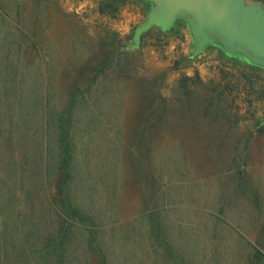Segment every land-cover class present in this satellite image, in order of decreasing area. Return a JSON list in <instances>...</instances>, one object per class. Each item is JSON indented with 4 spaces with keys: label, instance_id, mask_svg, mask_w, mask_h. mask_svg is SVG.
I'll list each match as a JSON object with an SVG mask.
<instances>
[{
    "label": "trees",
    "instance_id": "1",
    "mask_svg": "<svg viewBox=\"0 0 264 264\" xmlns=\"http://www.w3.org/2000/svg\"><path fill=\"white\" fill-rule=\"evenodd\" d=\"M31 1L33 7L22 3L25 9L18 0H0V37L3 38L0 47L3 48L6 57L15 52L18 54V61L21 58L25 59L22 65L21 63L10 65L13 72L23 68L32 57L42 58L39 54L42 47L34 38L35 29L32 24L27 23L28 26L24 27L22 25L26 15L30 16L26 17L30 20L28 22L40 16L41 10L35 6V3H40V0ZM130 3L139 5L144 13L148 8V3L144 0H97L96 9L99 15L117 14L121 8ZM152 29L156 30L158 35L164 36L173 32L180 33L186 30V26L183 22L176 21L167 31H161L155 26L148 31ZM116 35L117 33L111 35L106 29L103 33L96 35L99 39L97 50H90L87 57H83L84 63L81 70L86 69L87 72L77 76L76 86L67 93L66 106L54 112L52 117L48 107L49 92L44 82L46 76L42 73L40 77L42 88L40 124H44L48 131L51 128L54 130L59 150L52 168L37 151V143L31 144L27 136L24 139V135L32 129L31 126L24 127L19 123L22 119L21 115H16L18 119L14 117V111L8 109L7 105L4 106L1 101V87H5L4 95L8 93L4 81L7 77L2 76L3 71L9 75L12 73H6L9 71V65L6 64L7 58H0V134H7L0 139L7 140L6 148H8L7 156L1 152L0 154L10 156L8 161L5 160V166L4 161L2 165L0 161V171L4 169L12 182L5 188V183L3 184L0 178V214H7L9 218L13 212L16 214L15 210L23 205L20 200L23 194L24 202L28 206L25 214L33 215V203L37 199L36 191L40 190L42 193L45 192L44 197L41 198L44 208L40 220L46 219L51 222L45 221L44 230L38 234L34 219H25L17 214L14 219L17 224L11 228V233L8 235L1 232L0 263L133 264L134 250L129 247L132 240L139 243L140 264H215V256L227 259L228 252L215 248L209 256L206 253L194 251L190 244L195 238L191 234L183 237L180 223L177 225L174 223L176 226H170L167 223L165 215L177 205H175L176 200L163 192V187L166 184L164 180L174 178L177 167L180 171H186L180 150L181 141L178 137L181 122L184 119L191 122L195 120L193 118L198 117L207 132L209 131L210 135L216 139L215 145L223 147V139L226 136L234 131L239 132L238 124L241 119L237 111L242 103L245 106L244 112L247 113L242 117L248 122L244 132L246 136L242 140L239 136L235 137L233 146H235L234 149L239 150V153L228 158L226 164L229 169L235 166L236 176L233 179L236 191L249 193L250 205L258 212L259 221H257L261 235L254 239L255 245L244 242L243 261H239L238 264H264V205L258 189L251 185V179L242 169V164L248 161L243 162L242 154L245 152L250 157V144L253 138L264 132V69L229 57L220 49L208 46L205 51H215L217 55L218 80L213 83L205 82L197 71L192 75L183 73L170 85L169 92L166 94L162 91L166 72H154L152 76L141 74V69L133 64V53L123 48V43L120 39L117 41ZM192 60L193 58L183 55L174 62L172 70L178 69L182 61ZM40 68L45 70L47 62L41 60ZM107 69H111L110 75L109 73L104 75L98 82ZM116 72L119 77L116 79L119 92L135 103L133 107L131 104V107L134 109L132 115L137 124L130 131L132 139L129 138L125 127L120 128L121 136L117 140L121 162L118 176L120 190L123 188L127 175L133 178L144 176L151 193V200L154 198V202L157 201L158 193L164 200V203L154 205L152 211L145 216V221L143 220L145 230L140 233L139 240H135L136 237L133 236L134 226L132 225V221L138 220V217L133 220L103 217L98 206V199L101 197L105 201L106 198L108 199V196L104 194L107 193L112 182L108 183L103 173L102 175L91 171H85V173L80 171L77 165L80 156L77 155L78 137L74 114L79 106L89 102L93 86L98 83L101 86L111 84L112 74L116 75ZM13 75L10 81L14 89L15 86L20 85L15 81L16 73ZM82 84H85V89L80 87ZM229 96H231L230 99H228ZM237 98H241V103L237 102ZM3 100L7 103L8 97L4 96ZM3 120L4 122L9 120L10 123H4ZM24 129L27 130L22 135ZM124 131L127 134L125 137ZM168 133L173 137L168 138L166 136ZM168 142L173 144L176 151L170 158L163 154ZM14 147L22 150L17 156L12 151L9 152V149ZM171 168L173 170L170 171ZM55 176L56 182L51 181V178ZM49 183H55L56 193L48 192ZM23 187H25L24 191ZM20 191H23L21 195ZM6 202L11 203H9L10 208H6ZM54 216L60 220L57 227L53 225ZM215 217L218 220L216 224L222 223L228 227L231 224L224 217ZM27 221H30L31 226L18 233L19 228L28 226ZM7 226L5 225V228ZM122 227L125 231L119 236L121 241L119 242L113 234ZM239 238L244 241L241 237Z\"/></svg>",
    "mask_w": 264,
    "mask_h": 264
},
{
    "label": "rangeland",
    "instance_id": "2",
    "mask_svg": "<svg viewBox=\"0 0 264 264\" xmlns=\"http://www.w3.org/2000/svg\"><path fill=\"white\" fill-rule=\"evenodd\" d=\"M246 1L260 3L264 7V0ZM96 2L97 0H40L38 4L34 2L35 6L41 10L40 16H37L36 20L28 22L30 20L26 17L30 16L26 15L22 25L24 27L28 26L27 23L32 24L35 29L34 38L42 47L39 53L42 58L32 57L28 59L29 65L25 63V66L28 65L27 67L24 66L13 72L10 65L19 63L22 65L25 59L21 58L18 61V54L15 52L6 57L3 48L0 47V58L6 57L8 60L6 64L9 65V71L6 73H12L9 75L3 71L2 76L6 75L8 80H4L8 93L4 95L5 87H1V101L4 106L7 105L8 109L14 111V117L17 118L16 115H21L22 119L19 123L24 127L31 126L30 132L25 134L27 129H24L22 135L25 134L24 139L27 136L31 144L37 143V151L41 153L44 161L49 162L51 168L59 150L54 130L51 128L48 131L44 124H40V96L42 94L40 77L42 73L46 76V80H43L49 92L48 107L50 117H52L54 112L66 106L67 93L76 86L77 76L87 72L86 69L81 70L84 63L83 57H87L88 52H91L90 50H97L99 39L96 35L103 33L105 29L111 35L117 33V41L120 39L123 48L133 53V64L141 69V74L152 76L154 72H166L163 93L167 94L170 85L183 73L192 75L197 71L205 82L213 83L218 80L219 63L216 52L205 51V48L199 53V56L197 54L195 55L196 58H194L195 56L192 57V41L186 25V30L164 36L158 35L154 29L147 30V33H142L143 37L141 35L139 46L129 49L127 46L132 43L134 28L145 19L146 12L144 13L139 5L130 3L121 8L117 14L99 15ZM18 3H26V6L30 4L33 7L31 0H18ZM2 39L0 37V44L3 42ZM213 47L219 49L216 46ZM183 55L189 56L193 60L182 61L178 69L172 70L174 62ZM41 60L47 62L45 70L40 68ZM110 70L107 69L106 73L100 76L98 82L104 75L108 73L110 75ZM14 73H16L15 81L22 88L15 86L13 89L11 86L10 80L14 77ZM112 79L113 82L105 86H101L97 82L98 84L94 85L91 90L89 102L79 106L76 114H74L78 137L76 141L77 155L80 156L77 165L80 171H91L98 173V175L103 173L108 183L112 182L111 187L104 194L108 196V199L106 198V201L102 197L98 199V206L103 217L105 219L119 217L122 220H133L138 217V220L132 221V225L134 226L133 236L135 235V240H139L140 233L145 230L143 223L145 216L152 211L154 205H160L164 203V200L159 197L160 193L158 192L157 201L154 202V198L151 200V193L145 183L144 176H140L138 179L127 175L128 179L125 178L123 188L120 190L118 182L120 178L118 176L121 170V162L117 149L119 147L117 140L121 136L120 128L125 127L129 138L132 139L130 131L137 124L132 115L134 110L132 107L135 103L119 92L116 82V79H119L117 72L116 75L112 74ZM80 87L86 88L85 84ZM130 89L132 90V88ZM100 94L103 96L99 97ZM4 96L8 97L7 103L3 100ZM230 98L231 96L228 97V99ZM236 100L240 103L242 101L241 98ZM244 109L245 106L241 103L237 111L241 119L238 124L239 132L234 131L226 136L223 139V147L215 145L216 139L210 135L209 131L207 132L198 117L193 118L195 120L191 122L184 119L180 124L178 137L181 141L180 150L183 154L182 158L186 171H180V168L177 167L174 178L168 181L164 180L166 184H164L163 192L176 200L175 205H177L165 215L167 223L170 226H176L177 223H180L183 237L191 234L196 239V241L193 240L194 243L191 241L190 244L194 251L206 253L208 256L214 248L229 253H227L228 258L225 260L215 256V264H238L239 261L242 262L244 242L255 245L254 239L261 235L258 212L250 205L249 193L236 191L233 179L236 176L235 166L229 169L226 164L228 158L239 153V150L234 149L235 146H233L235 137L239 136L242 140L246 136L244 132L248 122L242 118L244 114H247ZM7 122L10 123L9 120L4 123ZM125 131L124 137L127 135ZM5 135L7 134H0V137ZM166 136L168 138L173 137L170 133ZM6 143L7 140L0 139V152L7 156ZM165 149L163 154H166V157L170 158L174 152L176 153L171 142H168ZM250 149V157L245 152L242 154L243 162L248 160L242 164V169L251 179V185L258 189L261 202L264 205V132L253 138ZM11 151L17 156L22 150L14 147L9 149V152ZM6 156L0 154L1 165L4 161L3 165L5 166V160L10 158V156ZM12 170L14 171V168ZM0 172V178L2 183H5L6 188L12 182L8 179L4 169ZM56 179L55 176L51 178V181L56 182ZM49 184L50 186L47 185L48 192L56 193L55 183ZM24 190L25 187H23ZM23 191H20L19 194L21 195ZM158 191L161 192V190ZM40 193H42L40 190L36 191L37 199L33 203V215L25 214L28 206L24 202L25 195L23 194L20 196L23 205L18 206L19 209L15 210L16 214L10 212L12 213L10 218L7 217V214H0V235L1 232L8 235L11 233V228L17 224L14 220L17 214L25 217V219H34L37 233H42L45 221L51 222L46 219L45 221L40 220L44 208L41 198L44 197L45 192ZM9 203L6 202V208H10ZM142 215L144 216L141 217ZM215 216L224 217L231 224L229 227L222 223L216 224L218 220ZM53 219V225L57 227L60 220L55 216ZM27 222L28 226L17 228L18 233L31 226L30 221ZM5 225L8 226L5 228ZM124 231V227H122L113 234L116 239H119V242H121L119 236L122 232L124 234ZM239 237L244 241H241ZM129 247L134 250L133 264H140L139 243L132 240ZM118 248L120 249V247Z\"/></svg>",
    "mask_w": 264,
    "mask_h": 264
},
{
    "label": "water",
    "instance_id": "3",
    "mask_svg": "<svg viewBox=\"0 0 264 264\" xmlns=\"http://www.w3.org/2000/svg\"><path fill=\"white\" fill-rule=\"evenodd\" d=\"M145 19L134 28L132 43L139 46L142 33L152 26L165 31L176 21L188 28L191 56L207 46L218 47L229 57L264 69V7L246 0H144Z\"/></svg>",
    "mask_w": 264,
    "mask_h": 264
}]
</instances>
